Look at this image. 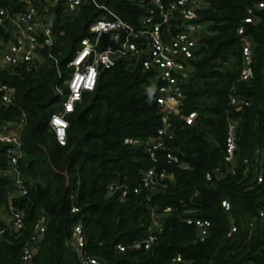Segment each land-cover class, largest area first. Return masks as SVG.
<instances>
[{"label": "trees", "instance_id": "1", "mask_svg": "<svg viewBox=\"0 0 264 264\" xmlns=\"http://www.w3.org/2000/svg\"><path fill=\"white\" fill-rule=\"evenodd\" d=\"M260 1L209 0L199 9L207 31L199 38L193 69L182 84L181 112L170 114L173 136L165 137L164 146L155 150L156 160L148 152V142L162 125L159 91L152 72L133 68L125 59L102 68L95 88L83 92L68 115L65 145L57 142L49 126L51 113L62 107L63 94L57 87L67 90V63L91 22L112 16L107 8L135 22L144 5L140 0H84L74 16L62 4L51 7L45 19L52 23L54 43L42 48L43 60L1 72L14 95L11 102H4L0 91V130L25 118L19 166L27 192L19 194L8 172V146L0 141V207L21 209L24 222L15 231L0 216V264H23L24 247L42 214L48 219L46 231L30 264H81L68 242L78 221L86 232V251L99 264H264V223L256 218L264 209V164L263 181L257 183L260 167L255 155L264 143ZM250 8L255 11L254 21L246 24V33L252 39L253 75L242 79L243 42L238 28ZM232 94L247 103L231 104ZM191 110L198 115L195 123L188 124L183 114ZM228 114L239 119L235 173L220 175L215 169L227 168ZM126 136L139 138L140 143H125ZM170 150L178 155V162L168 160ZM154 167L166 171V177L151 189L134 192L144 172ZM209 172L212 180L207 179ZM224 199L230 202V210L223 207ZM73 206L79 211L72 212ZM167 207L170 212L164 211ZM153 209L162 230L150 248H136V242L150 235ZM188 216L211 221L204 241L198 238L196 226L186 221ZM232 225L238 228L229 235ZM178 254L183 260L174 262Z\"/></svg>", "mask_w": 264, "mask_h": 264}, {"label": "built area", "instance_id": "2", "mask_svg": "<svg viewBox=\"0 0 264 264\" xmlns=\"http://www.w3.org/2000/svg\"><path fill=\"white\" fill-rule=\"evenodd\" d=\"M208 1L140 0L144 5V12L135 22L110 8L107 9L112 16L103 15L92 21L89 32L80 38L76 50L67 63L70 68L64 80L67 90L65 91L61 86L57 87V90L63 94L62 107L52 112L49 117V126L57 142L60 145L66 144L68 115L81 101L83 92L95 88L101 69L113 65L119 59H125L133 68L140 67L144 71L152 72L159 91L156 100L162 107V125L158 128L157 137L152 142H148V152L156 160L155 150L164 146L165 137L173 136L170 114L181 112L185 98L182 84L193 69L192 61L197 56L199 38L207 31L206 23L199 20V9L206 6ZM83 3L84 0H0V91L4 102L13 100L14 88L2 78L3 69L13 68L21 63L37 64L44 58L42 48L54 43L53 26L45 19V14L52 6L62 4L64 10L74 16L79 13ZM102 6L105 7L103 4ZM257 7L264 8V0H261ZM254 12V8H250L249 14L238 28L243 42V66L240 74L242 79H249L253 75L252 39L246 33V24L254 21ZM242 102L247 103V100L240 99L236 94L231 95V104ZM197 115L196 110H191L183 114V118L186 123L193 124ZM24 122L25 118L22 117L20 121L11 123V128L0 130V141L8 146L10 164L8 172L19 188L20 195L27 192L26 178L19 166V159L24 155L21 138ZM238 126L239 119L228 114L224 152L227 168L225 170L216 168L215 172L220 175L235 173ZM124 141L131 144L140 143L139 138L132 136H126ZM255 155L260 167L256 181L262 183L264 143L257 147ZM167 158L170 162L179 161L178 155L171 150L167 153ZM248 161L245 159V162ZM166 175L164 170L150 168L144 172L140 179V187L134 188V192H139L141 188L151 189L157 186ZM212 177V173L209 172L207 179L212 180ZM113 187L111 190L115 191ZM198 193L196 191L195 194ZM222 205L226 210H230L231 204L228 200L224 199ZM77 211L79 208L73 206L72 212ZM164 211L170 212L171 207L165 208ZM10 213L12 227L15 231H19L24 223L23 212L10 206ZM152 216L154 221L150 226L149 237L144 241L136 242L134 247L147 249L156 241L157 232L162 230V224L154 209ZM256 218L264 223V209H259ZM47 220L46 215L42 214L36 221L30 241L23 250V264H30L36 252L35 245L46 231ZM186 221L196 226L201 241L209 236L212 226L209 219L188 216ZM249 225L254 228L255 220H251ZM237 228L236 225H232L228 234H233ZM68 242L77 251L81 264H99V259L86 251L87 236L81 221L73 224ZM117 248L125 251V246L122 244H118ZM182 260V256L178 254L173 261Z\"/></svg>", "mask_w": 264, "mask_h": 264}, {"label": "rangeland", "instance_id": "3", "mask_svg": "<svg viewBox=\"0 0 264 264\" xmlns=\"http://www.w3.org/2000/svg\"><path fill=\"white\" fill-rule=\"evenodd\" d=\"M0 216L4 220H9V218L11 219V213H10V211H6L3 207H0Z\"/></svg>", "mask_w": 264, "mask_h": 264}, {"label": "crops", "instance_id": "4", "mask_svg": "<svg viewBox=\"0 0 264 264\" xmlns=\"http://www.w3.org/2000/svg\"><path fill=\"white\" fill-rule=\"evenodd\" d=\"M7 222H11V219L9 218V220H6Z\"/></svg>", "mask_w": 264, "mask_h": 264}, {"label": "water", "instance_id": "5", "mask_svg": "<svg viewBox=\"0 0 264 264\" xmlns=\"http://www.w3.org/2000/svg\"><path fill=\"white\" fill-rule=\"evenodd\" d=\"M5 128H6V126H5ZM140 182H141V180H140Z\"/></svg>", "mask_w": 264, "mask_h": 264}]
</instances>
